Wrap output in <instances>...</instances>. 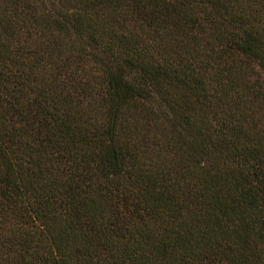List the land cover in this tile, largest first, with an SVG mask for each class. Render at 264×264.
<instances>
[{
	"label": "trees",
	"instance_id": "trees-1",
	"mask_svg": "<svg viewBox=\"0 0 264 264\" xmlns=\"http://www.w3.org/2000/svg\"><path fill=\"white\" fill-rule=\"evenodd\" d=\"M0 264H264V0H0Z\"/></svg>",
	"mask_w": 264,
	"mask_h": 264
}]
</instances>
